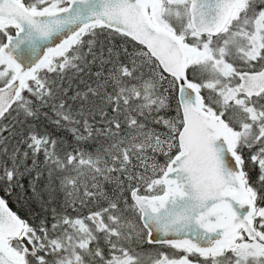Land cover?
Returning <instances> with one entry per match:
<instances>
[{
	"label": "snow or ice",
	"instance_id": "snow-or-ice-1",
	"mask_svg": "<svg viewBox=\"0 0 264 264\" xmlns=\"http://www.w3.org/2000/svg\"><path fill=\"white\" fill-rule=\"evenodd\" d=\"M0 264H264V0H0Z\"/></svg>",
	"mask_w": 264,
	"mask_h": 264
},
{
	"label": "trees",
	"instance_id": "trees-1",
	"mask_svg": "<svg viewBox=\"0 0 264 264\" xmlns=\"http://www.w3.org/2000/svg\"><path fill=\"white\" fill-rule=\"evenodd\" d=\"M9 203H10V206L12 207L13 210L20 211L19 206L15 203L14 200H10ZM21 214H23V213H21Z\"/></svg>",
	"mask_w": 264,
	"mask_h": 264
}]
</instances>
